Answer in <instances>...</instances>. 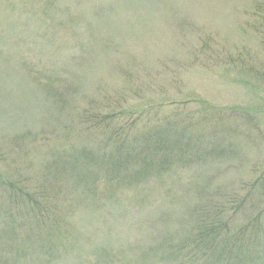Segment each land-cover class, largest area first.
Instances as JSON below:
<instances>
[{
  "label": "rangeland",
  "instance_id": "1",
  "mask_svg": "<svg viewBox=\"0 0 264 264\" xmlns=\"http://www.w3.org/2000/svg\"><path fill=\"white\" fill-rule=\"evenodd\" d=\"M263 3L0 0V264H197L188 242L206 205L233 191L240 221L264 207L251 183L264 112L258 129L233 114L208 146L197 138L202 156L178 174H145L139 151L97 188L95 167L109 135V149L140 136L122 118L149 103L183 102L194 133L200 107H263Z\"/></svg>",
  "mask_w": 264,
  "mask_h": 264
},
{
  "label": "trees",
  "instance_id": "2",
  "mask_svg": "<svg viewBox=\"0 0 264 264\" xmlns=\"http://www.w3.org/2000/svg\"><path fill=\"white\" fill-rule=\"evenodd\" d=\"M254 8L255 18L264 22V3L261 6L256 5ZM180 103L183 102H177L175 105H172V103H149L144 109L152 111L137 115L141 116L139 119H137V116L132 117L130 120V116H124L122 118V121L125 122V131L126 128L131 130L135 126L140 127V136L138 138L135 136L133 143L123 144L117 149L113 147L109 149L107 146V140L110 135L102 141L105 144L102 143L103 150H101L100 156L98 155L96 158L95 165V167L100 168L97 170V188L104 182L111 183L112 176L119 174L118 167L122 171L125 170L128 160H130L129 157L132 156L131 154H139V151L148 152L146 155H143L145 174L150 176L152 173L158 175L165 170L167 172L172 170V173L178 174L181 168L185 170L193 166L192 159L202 156L201 154L196 155L197 138H200V141L207 145L210 140L209 138L215 136L217 132L221 131L224 133L222 130L227 125L225 120L229 116H233V114H240V117H242V120L239 121L240 126L238 129H241L245 124L251 126L250 129L252 130L258 129L260 126L258 112H264V106L251 108L241 105L228 107L206 105L205 107H200V111L197 112L199 120L196 124L200 126V132L197 131L194 133L190 128L187 129L188 125L192 124L191 116L186 115L182 117L175 113L176 110L179 111L178 106H181ZM165 106H169V108L165 109ZM211 110L212 112L208 113ZM166 111H171L170 114L174 121L170 120L167 113H165ZM213 114H215L216 118ZM179 119L183 122L186 121V125L182 124L183 122L179 121ZM207 120L211 126H205ZM215 122L217 124L212 125ZM144 129L146 130L143 131ZM207 131L210 137H208ZM212 132L214 133L212 134ZM132 134L135 135V132H132ZM247 134L253 137L248 131ZM142 147L144 148L141 149ZM215 148L223 150V147L217 146L215 142L211 143L209 147L204 148V150L206 152H213V155H215ZM126 152L129 153L128 157H126ZM75 158V164H79L80 160H83L79 156ZM187 158H190L191 161ZM262 161H264V157L258 161H254L252 168L254 173L259 172L258 170L260 169L257 166ZM131 165H129L128 170H130ZM103 168H107L108 173ZM259 181L261 189L264 190V177L256 178L251 183L255 184ZM222 198L229 200L225 201V204L216 205V203H209V205L205 206L206 209L197 214L198 224L195 230L197 231V239L188 242L190 245H196L197 248L190 247V253L188 255H195L194 249H196L197 264H264V222L262 220L264 207L257 209L253 206L252 211L247 214L245 220L243 216V220L240 221V216L243 212H238L239 206L235 205L234 201L231 200L235 198L234 192L229 191L223 194ZM243 198L242 201H245L246 199ZM260 199L259 204H263L264 197ZM228 202H231L232 210L227 209L226 204ZM244 206L247 207L245 204Z\"/></svg>",
  "mask_w": 264,
  "mask_h": 264
}]
</instances>
